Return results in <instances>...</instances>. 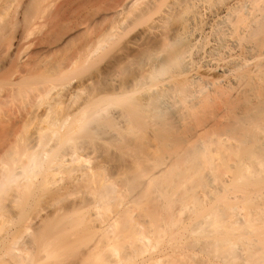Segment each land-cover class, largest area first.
Returning a JSON list of instances; mask_svg holds the SVG:
<instances>
[{"label": "bare ground", "instance_id": "obj_1", "mask_svg": "<svg viewBox=\"0 0 264 264\" xmlns=\"http://www.w3.org/2000/svg\"><path fill=\"white\" fill-rule=\"evenodd\" d=\"M131 34L109 92L72 86ZM0 43V99L22 102L0 118V264H113L189 199L174 256L138 264H264V0H0Z\"/></svg>", "mask_w": 264, "mask_h": 264}, {"label": "rangeland", "instance_id": "obj_2", "mask_svg": "<svg viewBox=\"0 0 264 264\" xmlns=\"http://www.w3.org/2000/svg\"><path fill=\"white\" fill-rule=\"evenodd\" d=\"M137 33H139V32H137ZM137 33H135V35L137 34ZM135 35L134 34H131L129 37L127 36V37H125L124 39H121L120 41H117V42H119V43H116L117 44V46L116 45H114V46H116V48H113V49H111L110 51H109V53H108V56L106 57V59L104 60V63L102 62H100V63H98L97 61H95V60H92V61H90V62H87V63H82V65H80V67H79V69H77L75 72H74V74H75V80L71 83L72 84V86L74 85V86H76V85H80V84H82V83H86L87 81H89L90 80V82L92 83V85H91V87H90V91L92 92V94L94 95V96H96L97 94H100V93H103V91L106 93V92H109V89H110V81H109V77L107 76V75H105L104 73V70H106V67L107 66H109L113 61L112 60H114V58H116L117 56H119V55H121V53H123L124 51H128V48L129 47H131L132 46V41H133V39H134V37H135ZM16 41V40H15ZM3 47V45H2V43H0V48H2ZM124 53H127V52H124ZM107 54V53H106ZM119 54V55H118ZM111 62V63H110ZM130 69L128 68V70L127 71H129ZM128 74H127V72H126V75L125 76H127ZM72 76L74 77V75L72 74ZM125 76L123 77V79L122 80H124V78H125ZM126 81H127V79H125ZM124 80V81H125ZM71 86V87H72ZM2 91V90H1ZM1 94H3V92L1 93L0 92V95ZM5 94V93H4ZM85 95V94H84ZM4 96V95H3ZM3 96L1 97V99L0 100H4V98H3ZM3 98V99H2ZM14 98V99H13ZM12 99L14 100H11V98H9L10 100H4V101H6V102H0V114L2 115H0V118H2V117H4L5 115H7L9 112H12V111H8V112H6L7 110H9V109H11L12 108V110H14V108L15 107H13V106H16V108H17V110H18V104L19 103H21L22 104V102L20 101H17V99L18 98H16L15 99V97H13ZM15 100L18 102V104H17V102H15ZM21 100V99H20ZM7 101H10V102H7ZM13 102H15L14 104H12ZM5 103H7L6 105H5ZM8 103H9V106L7 107V105H8ZM12 104V105H11ZM15 104H17V105H15ZM3 105H5L4 107H3ZM9 108V109H8ZM16 108H15V110H16ZM7 109V110H6ZM5 111V112H4ZM2 112V113H1ZM14 112H16V111H14ZM4 113H7V114H4ZM13 113V112H12ZM12 113H10V114H12ZM105 137V136H104ZM102 137L103 139H99V137H98V139L96 138V140H94L95 142H99V143H101V144H98V145H101L102 146V149L104 150V151H106L105 150V148L106 149H108V151H110V153L112 152H115V151H117L116 149V146H115V143L114 142H112V139L111 138H109L110 137V135H107V137ZM87 140H89L88 138H86ZM111 139V140H110ZM91 140V139H90ZM100 146V147H101ZM105 146V147H104ZM104 147V148H103ZM110 149V150H109ZM88 151V150H87ZM88 155V156H87ZM93 155L94 154H92L91 155V153L89 154V151L88 152H86V150L85 151H83V153H82V156H84L85 158L86 157H88V158H86L89 162H90V160H91V162L89 163V165H93L94 166V162H96L95 160H96V156H94L93 157ZM84 158V159H85ZM99 159V158H98ZM218 161V160H217ZM216 161V159H215V162H217ZM220 162V161H219ZM219 162H217L218 163V165L220 166L219 167V169H218V165H217V169L218 170H216L215 172L217 173V175L220 177V179L222 178V176L223 177H229V176H232L233 174H234V172H235V170L234 169H230L229 167H227V166H225V164L223 165L221 162H220V164H219ZM91 163H93V164H91ZM97 163V162H96ZM231 163H233V162H231ZM222 164V165H221ZM222 167V168H221ZM207 171V170H206ZM219 171V172H218ZM222 171V172H221ZM79 172V169H78V171L75 173H73V177H75L76 179H79L81 176V174L80 173H78ZM208 173V172H207ZM224 173V175H221V174H223ZM78 174H80V175H78ZM226 175V176H225ZM218 177V178H219ZM68 179V176L65 174V173H59L56 177H55V181H57V184L58 185H60V186H62L63 184L65 185L66 184V181H68L67 180ZM223 179H225V178H223ZM260 188H262L260 191H261V195L264 197V184H262V186H260ZM199 189H201V190H199ZM197 191H198V194L199 195H201V193L203 194L204 192V196H205V198L204 199H206L209 203L212 201V197L211 196H213L212 194H211V191H212V188H210V190H208V188H199ZM207 190H208V192H207ZM118 191H119V194H116V195H114L113 197H112V201H114V200H116L117 199V195H125L126 196V200L124 201V207H128V206H132L131 205V200H130V196H129V192L128 191H126L124 188H118ZM207 194V195H206ZM209 194L211 195V196H209ZM203 196V197H204ZM206 196H209V198L208 197H206ZM208 198V199H207ZM262 198V197H261ZM163 201H164V198H163ZM162 200H161V203L163 204V203H165V201L163 202ZM188 202L187 203H189L188 205H189V207H188V209H186V211H182V215L179 217V215L176 213V215H175V219H179L178 221L179 222H176L175 221V219L173 218H168L167 216H166V213L164 212V211H162L161 213H160V219H158V221L156 222V221H154L152 224H150V223H146V225H145V227H146V233H147V240H148V243H147V245H146V247H144L143 248V250L141 251V252H139V253H135V249L137 248V247H140V246H138V245H140L139 243H137V246L135 247V246H131V241L132 240H130L129 239V235L127 234V235H125L124 237H123V240L122 241H120V239H118L119 240V242H117L119 245H120V253H121V255L118 257V258H116V259H112V263L113 264H138V263H140V262H142V261H144V260H148L149 258H155L156 256H159V255H161L162 256V252H165V255L167 254V253H169L170 252V250H171V252L169 253V255L171 256V254H175L176 253V249L174 250V248H176V244L174 243V241H171L172 240V238H173V236H175L176 234H178L179 233V231L177 232V230H180V227L182 228V226H183V224L182 223H184L185 221L187 222V221H189V220H187V219H190L189 217H191V218H195V212H196V210H197V205L194 203V202H192V201H195V199L194 200H192L191 199V203H190V199L189 200H187ZM193 203V204H192ZM212 203V202H211ZM210 203V204H211ZM187 205V206H188ZM191 206V207H190ZM210 206V205H209ZM25 209H27L28 207H24ZM123 208V207H122ZM122 208L120 207V210H122ZM24 209V210H25ZM85 209H88V207L86 206V207H84L83 208V210H85ZM119 210V209H118ZM191 211V212H190ZM195 211V212H194ZM118 212H120V211H115L113 214H112V217L111 218H113V217H116L117 216V213ZM178 212V211H177ZM187 214V215H186ZM194 214V215H193ZM165 215V216H164ZM192 215V216H191ZM133 216L135 217V218H140V211H139V209H135V211H133ZM178 216V217H177ZM182 216H183V218H182ZM187 216H189L188 218H187ZM162 217V218H161ZM168 218V219H167ZM185 218H186V220H185ZM140 219H142V218H140ZM181 219V220H180ZM183 219V220H182ZM146 220H148V219H146ZM172 221V222H171ZM40 222H41V220L40 219H36L33 223H32V227L33 228H37L39 225H40ZM172 223V224H171ZM179 224H181V226L178 225ZM175 231H176V233H175ZM128 236V237H127ZM128 238V239H127ZM172 243V244H171ZM122 244H123V246H122ZM170 244H171V246L173 247H171L170 246ZM174 244H175V246H174ZM171 249H170V248ZM167 250V251H166ZM178 251V250H177ZM167 252V253H166ZM161 253V254H160ZM128 254H129V259L127 260V259H125V257L126 256H128ZM135 254V255H134ZM174 254H173V256H174ZM161 256H159V257H161ZM164 256V255H163ZM163 256H162V258H163ZM172 257V256H171ZM151 259V263H154L155 261V259L154 260H152ZM173 259V258H172ZM55 261H57L58 262V260H49V262H47V263H45L44 262V264H56V262ZM42 264V263H41ZM98 264H102L101 262L99 263L98 262ZM104 264V263H103Z\"/></svg>", "mask_w": 264, "mask_h": 264}]
</instances>
